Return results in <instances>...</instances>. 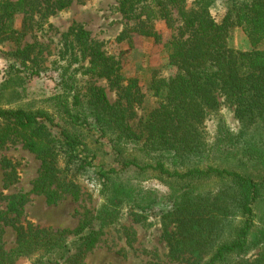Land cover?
<instances>
[{
	"label": "trees",
	"instance_id": "16d2710c",
	"mask_svg": "<svg viewBox=\"0 0 264 264\" xmlns=\"http://www.w3.org/2000/svg\"><path fill=\"white\" fill-rule=\"evenodd\" d=\"M81 1L0 0V41L12 39L14 34L20 36L21 32L13 27L17 15L23 17L24 26L34 15H52ZM211 3V0H194L190 4L186 0H118L119 13L124 20L136 24L138 35L159 43L161 37L153 25L156 19H162L169 30H177L163 47L172 73L160 76L158 69L152 70L149 91L156 103L134 127L128 124V119L134 116L128 107L140 105L143 98L135 80L121 86V98L128 107L110 104L100 87L89 88L88 101L84 105L78 91L63 101L57 97L58 100L51 105L53 114L40 105L32 109L8 108L0 103V152L8 144L20 143L40 163L30 193L43 196L47 205L57 204L64 195L77 200V185L70 180L58 181L65 171L73 175L84 173L93 160L82 154L83 136L77 135L74 127L82 129L94 125L100 136L113 131L121 143L132 145L133 150L155 151L159 157L171 156L173 163L178 158L200 156L203 152L200 148L207 137L206 123L218 111L219 99L233 108L240 124L237 136L245 144L241 150L246 153L252 148L258 152V157L264 156V0H228L227 11L219 23L210 15ZM232 27L241 29L250 50L228 46V33ZM125 33L118 40H122ZM70 34L78 46V55H73V60L79 62L87 58L88 71L99 77L108 79L116 73L115 62L104 56L99 44L88 42L90 34L86 30L78 28L71 30ZM67 36L68 33L64 34V38ZM34 49L35 45H28L24 50H16V54L22 56L24 62L30 59ZM32 61L37 59L34 57ZM36 65L33 63L31 68ZM37 74V69L31 71V76ZM120 79L117 75L115 82ZM55 114L62 115L72 126L61 127L56 123L59 121ZM249 127L257 132L252 141L245 132ZM220 133L223 135L222 131ZM131 166L140 174L151 170L179 180L213 175L231 178L229 188L213 198L183 192L179 200L172 203L171 211L162 216V238L171 261L178 264H230L229 258L236 257L239 260L234 264H264L263 244L251 262L241 258L248 248L253 209L264 190V176L251 178L213 167L193 168L179 174L170 172L162 161L153 165H138L135 159L121 163L124 169ZM1 168L2 187L7 189L17 179L8 161H2ZM116 173L113 168L99 171L95 185L100 193L106 190ZM27 199L28 193L5 196L0 192V204H4L0 210V264H17L21 259L30 260L31 264H86V254L94 248L100 234L90 225V216L84 215L71 231L40 228L20 221ZM109 201V208L115 209L122 201L138 209L133 198L115 195L111 200L106 199ZM152 205L148 203L141 207L140 212L145 215ZM234 205L240 210L242 226L231 242L215 245L219 227L229 217ZM119 209H123L121 205ZM108 212L112 214V211ZM6 227L15 234L14 245L9 250L5 249L4 243ZM260 237L259 242L263 240L264 232Z\"/></svg>",
	"mask_w": 264,
	"mask_h": 264
},
{
	"label": "rangeland",
	"instance_id": "374dc122",
	"mask_svg": "<svg viewBox=\"0 0 264 264\" xmlns=\"http://www.w3.org/2000/svg\"><path fill=\"white\" fill-rule=\"evenodd\" d=\"M193 1L186 0V3ZM211 1L210 15L219 23L227 11L228 0ZM118 6V0L73 2L52 15H34L24 26L23 17L15 16L13 27L21 32L20 36L16 37L14 34L12 39L0 41V103L8 108L32 109L40 105L53 114L51 105L58 100L57 97H61L60 100L63 101L65 97L69 98L78 91L81 104L84 105L88 101L89 88L100 87L105 91L110 104L128 107L121 98V86H126L127 81L135 80L143 98L140 105L128 107L134 115L128 119V124L136 126L143 114L156 103L149 91L152 70L158 69L157 74L160 76L172 73L163 47L173 34H177V30H169L162 19L154 20V28L161 37V41L156 44L151 39L138 35L135 31L136 24L124 20ZM78 28L86 30L90 34L88 42L99 44L104 56L115 62L117 71L113 76L106 79L89 72L87 58L79 62L73 60V55H78V46L70 31ZM124 31L125 37L118 40ZM66 33L68 36L64 38ZM227 44L236 50H250L246 36L238 27L230 29ZM28 45H35L34 51L29 55L31 61L29 59L22 62V56L16 54V50H24ZM34 57L36 62L32 61ZM33 63L37 64L35 68H31ZM36 69L38 74L31 76V71ZM117 75L121 78L118 83L115 82ZM219 101L218 111L206 123L207 137L200 148L203 151L200 156L178 158L173 163L171 156L159 157L155 151L133 150L132 145L121 143L113 131L100 136L94 125L82 129L74 127L75 133L83 136L82 154L93 160L84 173L73 175L65 171V175L60 174L58 181H73L79 189L77 200L64 195L57 204L47 205L43 196L30 193L40 163L20 143L8 144L0 152V192L5 196L17 192L28 193L20 221L40 228L71 231L84 215H89L90 225L99 230L100 234L94 248L86 254V264H178L167 255L168 249L162 238V216L171 211L172 203L178 201L183 192L213 198L220 191L229 188L231 178L213 175L179 180L161 176L151 170L140 174L135 167L122 168L121 163L135 159L138 165H153L162 161L170 172L176 171L179 174L193 168L203 170L213 167L251 178L264 176V156L258 157V152L252 148L246 150V153L241 150L245 144L237 136L240 124L234 116L233 108L222 99ZM126 114H129L128 111ZM55 117L59 121L56 123L61 127L72 126L62 115L55 114ZM220 131L223 132L221 136ZM245 132L248 137H252L248 138L251 141L256 138L255 129L249 127ZM257 147L261 149V145ZM4 160L10 163L17 179L7 189L2 187L1 162ZM110 168L117 173L112 176L106 190L100 193L95 185L96 175L99 171L105 172ZM115 195L133 198L138 209H133V206L122 201L119 202L122 210L119 209L120 205L115 209L109 208L111 202H106V199L111 200ZM148 203L153 205L144 215L140 208ZM256 205L253 209V228L248 238V248L241 257L250 262L261 251V245H264V238L259 242L264 232V190ZM3 207L4 204L1 203L0 210ZM108 211H112V214ZM242 222L240 210L234 205L229 217L219 227L215 245L231 242ZM14 241L13 230L6 227L5 249H11ZM238 260L231 257L229 263L234 264ZM17 264L31 262L21 259Z\"/></svg>",
	"mask_w": 264,
	"mask_h": 264
}]
</instances>
